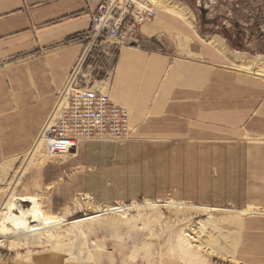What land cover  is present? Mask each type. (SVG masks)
<instances>
[{
	"label": "crops",
	"instance_id": "obj_1",
	"mask_svg": "<svg viewBox=\"0 0 264 264\" xmlns=\"http://www.w3.org/2000/svg\"><path fill=\"white\" fill-rule=\"evenodd\" d=\"M103 1L0 0V209L13 182L38 181L39 190L38 176L18 173L84 52L83 38ZM166 6L155 5V18L140 28L142 49H117L112 72L106 68L97 81L130 111L128 143L80 144L64 161L72 164L62 179L82 174L86 188L99 168L106 176L101 182L112 177L141 187L130 194L134 199L172 198L264 215V137L255 131L262 123L255 117L264 107V78L239 72L245 53L201 33L187 8L180 15ZM52 173L49 182L59 180ZM33 192L22 190L21 198H34Z\"/></svg>",
	"mask_w": 264,
	"mask_h": 264
},
{
	"label": "rangeland",
	"instance_id": "obj_2",
	"mask_svg": "<svg viewBox=\"0 0 264 264\" xmlns=\"http://www.w3.org/2000/svg\"><path fill=\"white\" fill-rule=\"evenodd\" d=\"M152 2L159 8L171 4L174 8L166 6L167 9H176L172 12L180 15H185L187 8L201 33L205 36H220L231 50L234 49L226 38L228 35L244 44V51L235 50L245 53L238 59L241 62L237 63V70L251 74L254 78H264V0ZM165 50L162 47V50L157 51L163 53ZM99 57L105 61L103 55H97L96 60ZM98 66L97 62L94 75ZM85 72L89 74L90 69L85 68ZM261 112L255 118L262 123L256 125L255 131L259 132L258 136L264 137V107ZM97 141L121 145L128 143ZM34 152L35 149L27 155L18 174L27 179L30 175H33L32 178L38 176L39 190L36 192L37 189H34L38 181L33 182L35 185L13 182L0 209V229L10 228L8 218L11 212L15 216L20 215L18 209L9 210L11 204L23 209L33 207L27 202H20L22 190L26 193L35 190L32 197L37 200L40 209L47 217L59 220L62 225L44 229L30 240H17L20 245L16 248L8 240L11 234H2L0 231V241H3L0 244V264H189V257L184 256L183 248L199 253L206 264H264V215H254L251 210H236L229 206L214 209L164 204L170 201L178 203L172 198L134 199L130 194L139 193L141 187L136 188L137 184L123 181L118 184L112 177L101 182L102 177L106 176L99 168L93 170L90 177L92 182L84 188L82 174L76 180L62 179L66 178L65 169L72 164L64 161L76 156V153L72 157L52 158L47 156L43 145L38 153ZM50 163L55 167L48 165ZM53 168L60 178L49 182L52 180ZM75 170L79 172L78 168ZM46 173L48 177H45ZM113 179L116 180V174ZM129 179L131 182L133 178L129 176ZM148 202L156 205L147 206ZM112 208L122 212L113 213L110 211ZM96 214L101 216L71 225L75 220ZM46 227L52 225L43 226ZM72 227L76 228L69 233Z\"/></svg>",
	"mask_w": 264,
	"mask_h": 264
},
{
	"label": "built area",
	"instance_id": "obj_3",
	"mask_svg": "<svg viewBox=\"0 0 264 264\" xmlns=\"http://www.w3.org/2000/svg\"><path fill=\"white\" fill-rule=\"evenodd\" d=\"M155 15L151 0H104L100 4L83 38L84 52L59 92L34 148L42 142L47 156L67 158L84 142L130 139V111L115 104L105 86L97 85L96 56L103 55L107 72H112L117 49H142L139 30ZM85 68L91 70L89 74Z\"/></svg>",
	"mask_w": 264,
	"mask_h": 264
},
{
	"label": "bare ground",
	"instance_id": "obj_4",
	"mask_svg": "<svg viewBox=\"0 0 264 264\" xmlns=\"http://www.w3.org/2000/svg\"><path fill=\"white\" fill-rule=\"evenodd\" d=\"M171 11H177V10L172 9ZM149 23H147V24H149ZM39 148H42V142H40V144H38L37 147L34 148L35 149L34 153H38ZM20 202L21 203L27 202L28 204H30V206H33V207L29 208V209H23L21 206H15V205L11 204V207L9 208V210L12 211L13 209H16V210L18 209V211L20 212V215L15 216V214L13 212H11L10 216L8 218L10 228L9 227H2V229H0L2 234H4V233H10L11 234L10 237L8 238V240H11L10 245L13 248H16L20 245V242H17V240L27 241V240L32 239V237L36 236V234L43 231L44 229L53 228V227H61L62 223H60L59 220H57L55 218L47 217L44 214V212L40 209L39 204H38L36 199L28 197V198L21 199ZM164 204L167 206H177V207L179 206V207H183V208H187V205H188L186 203H179V202L176 203L174 201L166 202ZM146 205L153 207L156 204L152 203V202H148V203H146ZM110 211H112L113 213L122 212L118 208H112ZM99 213H101V212H99ZM6 215L7 214L5 213V216ZM100 216H101V214H96V215L88 216L86 218L78 219V220L71 222V225H75L78 222H82V220L83 221L93 220V219H96ZM30 223H35V225L30 226ZM48 225H52V227L43 228V226H48ZM74 228H76V227H72L71 229H69L68 232L72 233V231H73L72 229H74ZM54 237L55 236H52V238H54ZM6 240H7V238H6ZM2 242L0 241V244ZM183 250H184V256L189 257V264H206V260L203 257H200L199 253L192 251L190 248H183Z\"/></svg>",
	"mask_w": 264,
	"mask_h": 264
},
{
	"label": "trees",
	"instance_id": "obj_5",
	"mask_svg": "<svg viewBox=\"0 0 264 264\" xmlns=\"http://www.w3.org/2000/svg\"><path fill=\"white\" fill-rule=\"evenodd\" d=\"M228 39V42L230 44V46L234 49V50H238V51H244L246 48L244 46V44H241V42H239L238 40H233L232 36L228 35L226 37ZM77 38L73 39V40H77ZM99 66H98V70L96 72L95 78L96 80H101L104 75H105V61L103 60V58L101 59V57H99V59L97 60ZM89 65V63H88Z\"/></svg>",
	"mask_w": 264,
	"mask_h": 264
}]
</instances>
